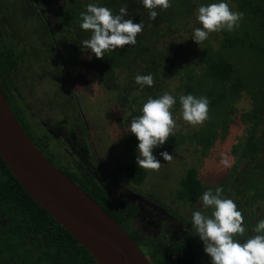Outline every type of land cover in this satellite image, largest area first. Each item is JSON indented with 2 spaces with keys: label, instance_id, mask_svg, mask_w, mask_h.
<instances>
[{
  "label": "rangeland",
  "instance_id": "rangeland-1",
  "mask_svg": "<svg viewBox=\"0 0 264 264\" xmlns=\"http://www.w3.org/2000/svg\"><path fill=\"white\" fill-rule=\"evenodd\" d=\"M101 1L64 3L68 9L82 13L88 4L99 5ZM258 1L264 4V0ZM218 2L197 0L190 13L174 3V31L162 44L169 54L177 49L174 66L155 98L165 93L175 98L170 111L176 129L165 144L153 149L161 162L160 170H146L142 182L135 184L125 171L127 164L139 166V141L126 123L129 111L120 104L118 92L109 80L99 74L93 54L87 49L74 52L72 32L66 30L71 26L54 15L60 2L43 8L38 0H0V47L10 46L17 57L8 85L35 141L41 143L58 168L80 177L93 174L113 204L138 205L139 212L130 219L129 227H136L146 236L149 259L170 250L175 241L193 235L196 264H211L203 241L191 227L193 212L211 215L212 209H204L202 204L205 191L215 194L220 187L222 198L237 204L246 229L243 236L235 237L241 243L257 234L253 228L264 219V153L258 154L263 165L256 170L248 157H242L246 139L260 117L259 129H264L259 91L264 79L263 56L245 45L234 49L221 45L224 32L238 35L244 30L250 31L252 41H263L264 28L258 27L240 0H224L232 11L243 13L239 27L231 32L211 33L198 45L192 39L194 29L202 28L197 20L198 7ZM221 55L245 78V87L235 96L212 103L207 92L220 85L203 71L210 59ZM186 83L192 85L190 91ZM188 94L210 101L209 118L202 125L194 127L182 119L179 98ZM162 151L172 155L173 160L165 161L159 155ZM189 167L196 169L202 183V195L196 200L178 196L180 181ZM244 168H252L259 195L234 187L233 181Z\"/></svg>",
  "mask_w": 264,
  "mask_h": 264
},
{
  "label": "trees",
  "instance_id": "trees-1",
  "mask_svg": "<svg viewBox=\"0 0 264 264\" xmlns=\"http://www.w3.org/2000/svg\"><path fill=\"white\" fill-rule=\"evenodd\" d=\"M38 1L43 8L57 6L60 2L61 5L54 10L55 17L61 16L63 21L71 26L66 30L72 32L75 42L74 52L85 49L82 42L90 38L91 32L81 29V13L75 9H68L64 3L66 0ZM196 1L169 0L171 6L167 10L156 9L158 15L155 20L149 18V10L143 6L142 0H102L101 4L97 5L109 8L113 15L119 14V9L126 6L128 15L125 19H132L134 23L143 24V31L136 37L135 45H127L122 49L118 48L107 52L103 59H98L93 54L94 64L99 74L109 80L110 85L118 92L120 104L129 111L126 123L131 124L132 119L142 115L144 100L148 97L155 98L157 91L172 72L177 49L173 54H169L167 48L162 44L165 38L174 31L172 28L174 3L190 13ZM240 2L244 8L251 12L258 27L264 28V4L258 0H240ZM59 29L63 31L62 27ZM224 33L222 47L234 49L245 45L261 54L264 62V40L252 41L249 30H244L238 35ZM16 58L13 48L10 46L0 47V88L24 130L44 153L40 147L41 143L35 141L34 135L24 119L22 107L14 103L8 85L9 75L16 68ZM203 73L220 85L219 88L207 92L212 103L227 96H235L245 87V78L237 72L235 65L224 55L210 59ZM147 74L153 75L154 85L142 88L135 82V77ZM191 87V84H185L187 91H190ZM259 91L264 105V79L260 83ZM135 92L138 94L135 95ZM261 119L262 117L254 126V130L250 132L246 139L247 144L242 150V157H248L253 162L254 170L263 165L258 156L261 151L264 153V129H259V124L262 123ZM124 134L128 133L124 132ZM45 155L53 163L51 157L48 154ZM60 169L99 203L127 231L148 257L151 250L145 244L146 236L136 227H129L130 219L139 212L138 205L135 203L113 204L108 194L100 188L93 174L80 177L63 167ZM125 171L135 184L142 182L147 174L145 169L134 164H127ZM233 185L236 188H241L245 193L251 190L258 195L261 193L257 188L256 179L253 177L252 168H244L239 172ZM180 186L178 191L180 197L196 200L202 195V183L198 179L194 167L187 168L180 181ZM237 210H239L238 207ZM193 244L194 236L190 235L175 241L167 252L154 254L151 259H148L151 264H196ZM9 263L97 264L93 256L50 213L27 194L0 157V264Z\"/></svg>",
  "mask_w": 264,
  "mask_h": 264
},
{
  "label": "clouds",
  "instance_id": "clouds-1",
  "mask_svg": "<svg viewBox=\"0 0 264 264\" xmlns=\"http://www.w3.org/2000/svg\"><path fill=\"white\" fill-rule=\"evenodd\" d=\"M142 4L149 10V18L152 20L158 15L156 9L167 10L171 6L169 0H142ZM127 15L126 6L119 9V14L113 15L107 7L88 4L87 11L81 13L80 27L91 32V36L82 42L83 48L96 58L103 59L107 52L135 45L136 37L143 31V24L125 19ZM242 18L243 13L232 11L224 0L201 5L198 7L197 20L202 28L194 29L192 39L200 45L211 33L223 30L231 32L239 27ZM135 82L142 88L152 87L154 78L152 74L137 75ZM179 99L182 119L188 124L195 127L209 118L210 101L207 97L198 98L188 94ZM175 103V98L168 93L155 99L149 97L143 104L142 115L132 119L130 132L139 141L136 161L140 168L160 170L161 162L153 155V149L162 146L174 135L176 121L170 109ZM159 155L167 162L173 160L167 151ZM222 191L220 187L216 188L215 194L211 190L205 191L202 204L204 209H212L211 215L195 211L191 218V227L203 241L204 251L210 257L211 264H264V219L253 228L256 235L243 243L239 242L235 237L243 236L246 231L243 226L244 217L232 199L222 198Z\"/></svg>",
  "mask_w": 264,
  "mask_h": 264
},
{
  "label": "water",
  "instance_id": "water-1",
  "mask_svg": "<svg viewBox=\"0 0 264 264\" xmlns=\"http://www.w3.org/2000/svg\"><path fill=\"white\" fill-rule=\"evenodd\" d=\"M0 157L27 194L97 264H151L127 231L35 145L0 88Z\"/></svg>",
  "mask_w": 264,
  "mask_h": 264
}]
</instances>
